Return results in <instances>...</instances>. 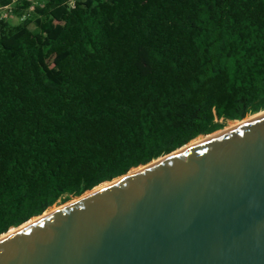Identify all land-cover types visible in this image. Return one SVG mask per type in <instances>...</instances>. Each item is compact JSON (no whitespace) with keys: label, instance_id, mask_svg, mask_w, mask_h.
Instances as JSON below:
<instances>
[{"label":"trees","instance_id":"1","mask_svg":"<svg viewBox=\"0 0 264 264\" xmlns=\"http://www.w3.org/2000/svg\"><path fill=\"white\" fill-rule=\"evenodd\" d=\"M262 110L264 0H45L0 19V235Z\"/></svg>","mask_w":264,"mask_h":264},{"label":"water","instance_id":"2","mask_svg":"<svg viewBox=\"0 0 264 264\" xmlns=\"http://www.w3.org/2000/svg\"><path fill=\"white\" fill-rule=\"evenodd\" d=\"M187 144L1 234L0 264H264V113Z\"/></svg>","mask_w":264,"mask_h":264},{"label":"built area","instance_id":"3","mask_svg":"<svg viewBox=\"0 0 264 264\" xmlns=\"http://www.w3.org/2000/svg\"><path fill=\"white\" fill-rule=\"evenodd\" d=\"M44 2L45 0H8L5 4L0 5V19L22 21L29 17L36 8L43 7ZM69 4L73 5L74 0H69ZM16 7H23L21 14H14L13 9Z\"/></svg>","mask_w":264,"mask_h":264},{"label":"bare ground","instance_id":"4","mask_svg":"<svg viewBox=\"0 0 264 264\" xmlns=\"http://www.w3.org/2000/svg\"><path fill=\"white\" fill-rule=\"evenodd\" d=\"M263 113H264V110L259 111V112L255 113V114H253V115H250V116H248L247 118L245 117V118H243L242 120L230 121V122L228 123V125H226L224 128L219 129V130H216V131H214L213 133H210V134H207V135H203V136H201V137H198V138L192 140L191 142H189L186 146H191V145H193V144H196V143H198V142H200V141H203V140H205V139H207V138H209V137H211V136H213V135H215V134H217V133H219V132H222V131H224V130H226V129H228V128H231V127H233V126H235V125H237V124L243 122V121H246V120H248V119H250V118L256 117V116L261 115V114H263ZM140 168H141V167H138V168H132V169L128 172V174L134 173L135 171L139 170ZM128 174H127V175H128ZM107 184H108V182H104L103 184H101V185L95 187L93 190L88 191V193L86 192V193L84 194V196L93 193L94 191H96V190H98V189L104 187V186L107 185ZM75 200H76V199H74V200H72V201H70V202H68V203H66V204H63V205L60 206V207H55V208L51 209L50 211H46L45 213H43V215H47V214H49V213H52V212L58 210L59 208L65 206V205H67V204H69V203H71V202H73V201H75ZM35 219H36V218L31 219L30 222L34 221ZM30 222H27V223L21 225L20 227H23L24 225H26V224H28V223H30ZM20 227H19V228H20ZM17 229H18V228H11V229H10L6 234H4V235H7V234H9V233H11V232H14V231L17 230Z\"/></svg>","mask_w":264,"mask_h":264},{"label":"rangeland","instance_id":"5","mask_svg":"<svg viewBox=\"0 0 264 264\" xmlns=\"http://www.w3.org/2000/svg\"><path fill=\"white\" fill-rule=\"evenodd\" d=\"M10 22H11V24H16L17 23V21L15 20V19H11L10 20ZM255 114V113H254ZM250 115H253V114H250ZM250 115H248V116H250ZM246 118H247V116H246ZM236 121V120H235ZM230 122V121H229ZM228 122V123H229ZM228 123H227V125H228ZM201 136H203V135H201ZM200 136V137H201ZM103 184V183H102ZM88 193V192H87ZM72 200H74V197L73 198H71L70 199V201H72ZM69 200L68 201H66L64 204H66V203H68V202H70ZM63 205V203H60V204H57V205H54V206H52V208H50L49 209V211L51 210V209H53V208H55V207H60V206H62Z\"/></svg>","mask_w":264,"mask_h":264}]
</instances>
